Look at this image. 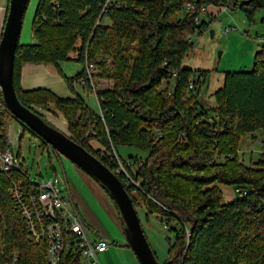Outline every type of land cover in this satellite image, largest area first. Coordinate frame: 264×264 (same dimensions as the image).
<instances>
[{"label":"trees","instance_id":"16d2710c","mask_svg":"<svg viewBox=\"0 0 264 264\" xmlns=\"http://www.w3.org/2000/svg\"><path fill=\"white\" fill-rule=\"evenodd\" d=\"M107 1H36L34 42H19L16 51L14 84L19 101L61 131L60 119L50 110L54 107L65 118L67 128L61 132L118 176L137 211L140 207L147 220L156 215L162 223L180 225V230L169 229L175 242L166 238L169 250L163 264H264V153L250 165L240 158L243 139L254 141L264 135V38L252 71L225 73L223 86L211 95L214 107L205 108L199 99L210 72L197 75L183 64L194 47L189 37L203 34L224 9H240L253 22L256 13L264 11V0ZM105 19L110 24H104ZM70 61L83 65L74 77L59 69ZM26 64L57 67L76 96L63 98L43 87L25 89ZM96 80L110 81L111 87L95 89ZM78 83L84 84L83 93L74 86ZM12 120L16 119L0 90L3 151H14L8 138ZM25 131L40 139L43 151L60 155L28 127ZM119 147L147 153L145 158L127 159L132 162L127 173L133 181L118 173L117 156L127 161L117 153ZM14 153L20 167L0 171V264L16 256L19 264H50L49 242L36 243L32 238L11 191L14 182L25 187L34 183L21 151ZM54 171L53 179L65 180ZM217 184L236 187L240 198L225 203ZM64 185L68 187L66 180ZM104 191L123 226L114 200ZM153 199L185 218L192 230L188 242L185 223L175 215L166 216ZM75 259L65 250L63 264H74Z\"/></svg>","mask_w":264,"mask_h":264},{"label":"rangeland","instance_id":"374dc122","mask_svg":"<svg viewBox=\"0 0 264 264\" xmlns=\"http://www.w3.org/2000/svg\"><path fill=\"white\" fill-rule=\"evenodd\" d=\"M37 0H31L28 9L24 16L23 28L20 36V44H27L33 40L32 21L34 18L35 7ZM8 7V6H7ZM8 12V11H7ZM6 12V18H7ZM5 18V21H6ZM209 22L207 17L204 18ZM264 11L260 10L256 13L254 21L250 22L245 15V12L236 9H225L217 19L213 20L210 28L203 34L198 33L193 36L194 47L184 59V67L198 72L209 71L207 82H205L200 94L201 105L205 108L214 107L216 100L211 95L223 86L224 76L227 72L252 71L254 68V59L257 52L260 50L262 38H264ZM110 24V21L105 19L104 24ZM239 36V38H236ZM72 56V55H71ZM80 65L81 63L70 61ZM55 73V67L49 65V69L44 74V83H53L52 90L56 94L64 98L75 97V93L71 92L62 79L52 81L50 74ZM68 73L73 75L74 72L68 70ZM91 82L92 78H91ZM95 89H104L108 85L106 81H95ZM79 85V83H78ZM48 88V86H42ZM49 89V88H48ZM83 93L82 89L78 90ZM96 96V93H94ZM25 107V106H24ZM50 110L56 113V118L59 120L61 131H66L65 121L62 115L58 114L54 107L50 106ZM65 119V118H64ZM9 135L12 148L17 152L21 151L24 167L28 175L34 182H45L54 178L55 171L62 176L67 185H63L65 195H68V189L81 197L85 202V206L95 217L97 224L89 222L85 207L77 199L79 212L86 221L88 233L91 239L98 240L100 238L106 240L110 244V249L105 254L100 256V264H141L133 250L127 246V237L124 228L118 218V211L113 202L107 196L102 186L87 175L82 170L78 169L72 162L64 156L54 154L51 151L52 160L47 151H43L41 141L29 131H23L22 125L17 120H12L9 124ZM23 137L20 140L21 134ZM264 135L257 137L253 141L251 138L243 139L240 145V158L247 164L258 162L262 158L264 149L262 140ZM117 153L127 160L131 157L145 158L146 152L131 147H119ZM223 192L224 202L231 203L240 198L239 191L236 187L224 186L217 184ZM158 200V199H157ZM164 213L169 216V212L176 214V218L181 222L184 217L178 210L171 209L163 201L158 200ZM141 208L138 211L141 212ZM143 229L148 239L150 246L156 254L158 261L163 264L168 256V242L166 238L170 237L172 243L175 242L174 234H170V230H165L163 223L157 217L151 216L148 220L140 213ZM164 216V215H161ZM173 219V218H172ZM186 223V222H185ZM182 224V223H180ZM184 227V224H182ZM177 227L180 230V225L173 222L171 227ZM186 240L188 242L191 235V227L186 224L185 227ZM188 230L190 234H188ZM97 232V233H96ZM81 264H88L85 259L81 260Z\"/></svg>","mask_w":264,"mask_h":264},{"label":"water","instance_id":"95a60500","mask_svg":"<svg viewBox=\"0 0 264 264\" xmlns=\"http://www.w3.org/2000/svg\"><path fill=\"white\" fill-rule=\"evenodd\" d=\"M30 0H10L0 40V90L11 115L97 181L114 200L123 222L127 243L141 264H161L144 232L138 211L121 180L99 159L19 101L14 84L17 47Z\"/></svg>","mask_w":264,"mask_h":264},{"label":"built area","instance_id":"2783aa9c","mask_svg":"<svg viewBox=\"0 0 264 264\" xmlns=\"http://www.w3.org/2000/svg\"><path fill=\"white\" fill-rule=\"evenodd\" d=\"M107 3L109 4L110 0ZM188 8L192 7L189 5ZM189 40H193V37H189ZM79 86L84 84L80 83ZM117 163L118 173L128 176L127 170L132 162L122 161L117 156ZM19 167V159L14 151L10 149L3 151L0 148V171L10 172ZM128 179L133 181L129 176ZM64 183L65 180L60 177L45 182H34L28 187L20 182H14L11 191L21 205L32 238L36 243L49 242L50 264H63L65 250L75 254L74 264H81L82 259L88 264H100V256L108 252L110 244L102 238L98 240L90 238L75 200L69 193L65 195L63 191ZM153 200L161 206L159 201ZM171 215L176 217V214L169 212V216ZM163 226L165 230L170 229L168 223H163ZM8 264H19L18 257Z\"/></svg>","mask_w":264,"mask_h":264},{"label":"crops","instance_id":"0c3cea01","mask_svg":"<svg viewBox=\"0 0 264 264\" xmlns=\"http://www.w3.org/2000/svg\"><path fill=\"white\" fill-rule=\"evenodd\" d=\"M8 3H9L8 0H0V40H1L2 32H3V28H4V24H5V18H6V12H7ZM236 38H239V36H236ZM32 42H34V39L30 41V43H32ZM72 57L75 58V55L73 54ZM75 62H77V61H75ZM48 69H49V65H44V64H26L23 67V70H22V85H23V87L25 89H33V88H39V87H42V86H48L49 90H52V89H50V88H52V86H54L52 82L49 83V84L48 83H44V80H45L44 74L47 72ZM59 69L67 77H74V76H76L78 73H80L82 71L83 65L80 64L78 66V65L73 64V63L68 64V62H63V63L60 64V68ZM59 69L57 67H55V73H51L50 74V77L52 78L51 79L52 81H58V79H62L64 81L63 76L59 72ZM68 70L71 71V72H74V74L73 75L69 74L68 73ZM98 81L100 82V81H106V80H98ZM106 82H108V85L104 86V89H106L108 87H111V84H112V82H110V81H106ZM74 86L76 88H78L77 90L82 89L84 91L83 86H79L78 84H75ZM43 88H45V87H43ZM52 91L55 92L54 90H52ZM90 95L93 96V98L95 100V102H93V103L94 104L95 103L97 104V100H96L97 96H95L94 93L93 94H90ZM85 96H87V94H85ZM21 125H22V128H23V131H25V127L26 126L23 125L22 123H21ZM8 138H9V143L11 144L9 131H8ZM11 146H12V144H11ZM68 193L73 197V199L75 201L77 199L80 200L81 204L85 207L86 215H87V218H88L89 222H92V223H95V224L99 225L97 223L95 217L93 216V214L85 206V202L83 201V199L81 197L79 198V196L77 194H74V192L71 191V190H69ZM76 205H77V207H79L78 203ZM118 218H119V216H118Z\"/></svg>","mask_w":264,"mask_h":264},{"label":"bare ground","instance_id":"6f19581e","mask_svg":"<svg viewBox=\"0 0 264 264\" xmlns=\"http://www.w3.org/2000/svg\"><path fill=\"white\" fill-rule=\"evenodd\" d=\"M85 226V225H84ZM86 227V226H85ZM129 245V244H128Z\"/></svg>","mask_w":264,"mask_h":264}]
</instances>
